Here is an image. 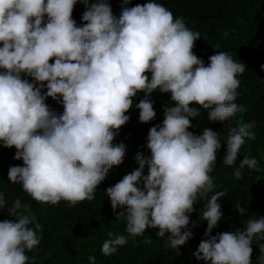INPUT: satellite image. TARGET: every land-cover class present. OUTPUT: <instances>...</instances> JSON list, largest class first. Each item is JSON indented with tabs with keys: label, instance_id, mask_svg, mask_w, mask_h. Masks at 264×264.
Wrapping results in <instances>:
<instances>
[{
	"label": "clouds",
	"instance_id": "clouds-1",
	"mask_svg": "<svg viewBox=\"0 0 264 264\" xmlns=\"http://www.w3.org/2000/svg\"><path fill=\"white\" fill-rule=\"evenodd\" d=\"M86 6L89 0H81ZM77 0H0V142L15 147V159L8 180L20 184L33 200L75 206L92 201L98 185L109 170L120 165L126 146L113 144L133 98L148 95L136 105L140 122L153 120L156 113L148 96L159 89L170 93L175 106H167L162 126L150 128L147 148L150 158L138 153L139 168L106 189L111 207L126 214V232L135 238L146 228L166 233L168 246L178 249L192 233L183 231L199 198L216 187L210 173L221 149V135L204 128L200 135L188 129L190 117L208 110V120L224 122L241 108L235 103L245 65L225 51L211 55L210 63L193 52L199 32L189 29L183 18H175L164 5L149 2L125 7L115 17L107 0H97L83 13L86 21L76 26L72 13ZM127 4L128 0H124ZM45 15L47 23H44ZM54 58V63L50 60ZM151 73V78L146 73ZM21 73L39 82L34 86ZM47 82L46 94H41ZM46 97H62L63 113L57 115L45 103ZM196 103L200 107H190ZM254 123L240 122L228 130L223 164L241 170L260 171L255 158L244 156L236 166L246 138L255 140ZM148 174L143 175L145 165ZM144 181L143 190L138 183ZM223 191L208 200L202 219L205 235L222 218ZM240 213L246 209L236 205ZM7 209L14 220L0 221V264H29L26 251L41 241L42 225L21 211L20 199L10 205L0 192V210ZM109 233V237H112ZM119 235L103 242L101 252L114 254L128 242ZM264 240V217L249 219L246 229L219 233L202 240L194 253L211 264H252V241ZM145 243H151L146 240ZM264 264V244L259 245ZM179 254V252H177ZM91 264L95 257L89 256Z\"/></svg>",
	"mask_w": 264,
	"mask_h": 264
},
{
	"label": "trees",
	"instance_id": "trees-1",
	"mask_svg": "<svg viewBox=\"0 0 264 264\" xmlns=\"http://www.w3.org/2000/svg\"><path fill=\"white\" fill-rule=\"evenodd\" d=\"M97 0H89L86 6L77 0L72 13L76 26L82 27V15ZM115 17L119 18L125 7L143 5L149 0H107ZM169 9L175 18H183L186 26L194 32L200 33L195 41L194 54L204 61L207 66L209 57L219 51L228 52L235 62L245 65V71L237 78L240 86L237 89L235 103L241 108L235 116L224 122L208 120V110H200V115L190 117L192 126L188 131L200 135L204 128H211L221 135L222 146L217 152V162L213 165L210 175L215 184V191H223L225 196L218 202L221 204L222 218L208 235H205L208 224L202 219V213L210 196L199 198L193 205L194 211L188 213L189 224L183 231H190L191 237L185 245L178 249L168 246L166 233L158 237V228H146L141 236L132 238L126 232V214L117 216L123 209L117 208L114 213L106 189L114 186L125 175L139 168L137 154L150 158L151 152L147 148V137L151 127L162 126L164 111L167 106H175L170 93H162L159 89L151 93L148 98L153 102L156 116L149 122H140L139 109L136 105L146 97V93L139 92L133 98L132 108L125 114L129 121L121 126L113 144L123 143L126 152L123 162L114 166L104 181L98 185L95 198L83 201L75 206L65 201L57 205L38 203L22 190L20 184H13L8 180V171L12 166H23L22 159H15V147H5L0 142V192H3L9 205L16 199L21 201V211L36 218L42 225L41 241L36 249L27 252L29 264H91L89 256L95 257V264H211L210 261L197 259L194 253L202 240L209 239L219 233L246 229L249 219L264 217V0H154ZM44 23H47L45 15ZM0 42V47H2ZM54 63V58L50 60ZM5 71L0 68V72ZM146 75L151 78V73ZM22 79H27L34 86L40 87L33 77L21 73ZM47 82L41 88V94L47 92ZM45 103L57 115L63 113L62 97L53 99L46 97ZM190 107L200 106L196 103ZM240 122L255 124L252 131L255 140L246 138L242 146L236 166L244 156L255 158L260 171L243 168L242 178L237 179L233 166L223 164L227 144L225 141L228 130L238 127ZM148 174L145 165L143 175ZM144 181L138 183L143 190ZM246 211L241 214L236 205ZM7 209L0 210V221L14 220ZM112 233V237H109ZM119 235L128 236V242L119 246L117 251L105 256L101 252L103 242ZM150 240L151 243H145ZM260 244L264 240L253 238L252 264H259L261 257ZM179 252V254H177Z\"/></svg>",
	"mask_w": 264,
	"mask_h": 264
}]
</instances>
